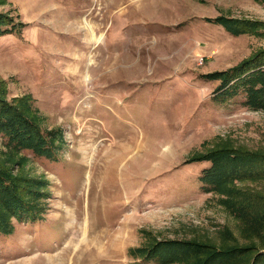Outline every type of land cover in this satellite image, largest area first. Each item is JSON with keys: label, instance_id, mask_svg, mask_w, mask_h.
<instances>
[{"label": "rangeland", "instance_id": "1", "mask_svg": "<svg viewBox=\"0 0 264 264\" xmlns=\"http://www.w3.org/2000/svg\"><path fill=\"white\" fill-rule=\"evenodd\" d=\"M0 16L2 98L27 99L53 139L49 157H11L31 208L9 216L0 264H192L176 244L260 247L200 180L213 162L192 160L264 155V111L243 91L219 100L209 78L264 52V35L217 23L264 24V0H0ZM235 184L264 195V178Z\"/></svg>", "mask_w": 264, "mask_h": 264}, {"label": "trees", "instance_id": "2", "mask_svg": "<svg viewBox=\"0 0 264 264\" xmlns=\"http://www.w3.org/2000/svg\"><path fill=\"white\" fill-rule=\"evenodd\" d=\"M217 23L234 36L242 33L264 35V30H260L264 24L244 25L223 18L218 19ZM5 24L4 17L0 16V36L5 31L3 29ZM209 78L220 80L216 91L219 100L226 101L243 91L245 94L243 104L248 109L264 111V52ZM3 94L1 85L0 133L5 137L6 153L0 155V234L9 235L13 230L9 216L16 217L18 209L25 214V211L28 212L31 208L25 203L24 198L27 186H30L27 185L29 180L14 176L12 167L15 162L13 163L11 157L20 154L22 150H30L35 155L49 157V144L53 139L50 135L48 139L35 122L27 99L19 98L14 104L5 103ZM201 160L211 161L214 166L204 170L201 176L200 180L208 187L206 189L229 196L227 203L231 213L245 227L251 238L254 236L258 239L260 247L235 246L227 250H216L209 245L181 243L174 246L176 252H180L178 258L182 262L190 261L192 264H264V195L242 190L235 184L236 180L244 178H264V169L259 171L254 169L263 165L264 155L251 156L240 151L223 150L192 161Z\"/></svg>", "mask_w": 264, "mask_h": 264}, {"label": "bare ground", "instance_id": "3", "mask_svg": "<svg viewBox=\"0 0 264 264\" xmlns=\"http://www.w3.org/2000/svg\"><path fill=\"white\" fill-rule=\"evenodd\" d=\"M129 180V179H128ZM129 192H131V191H129Z\"/></svg>", "mask_w": 264, "mask_h": 264}]
</instances>
